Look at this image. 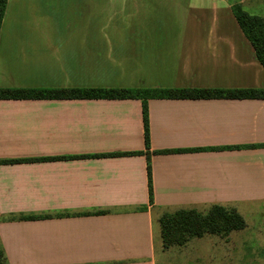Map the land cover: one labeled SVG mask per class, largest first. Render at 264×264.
Here are the masks:
<instances>
[{"label": "crops", "instance_id": "crops-1", "mask_svg": "<svg viewBox=\"0 0 264 264\" xmlns=\"http://www.w3.org/2000/svg\"><path fill=\"white\" fill-rule=\"evenodd\" d=\"M259 1L8 0L0 89H264ZM147 106L149 148L141 100H0L8 264H171L164 213L264 201V100Z\"/></svg>", "mask_w": 264, "mask_h": 264}, {"label": "trees", "instance_id": "trees-1", "mask_svg": "<svg viewBox=\"0 0 264 264\" xmlns=\"http://www.w3.org/2000/svg\"><path fill=\"white\" fill-rule=\"evenodd\" d=\"M8 0H0V32ZM234 16L254 48L259 63L264 68V18L250 15L240 4L232 8ZM130 100L142 101L145 143L149 148L148 100L194 99V100H264V89H0V100ZM250 145L246 148H259ZM17 163L10 161L6 163ZM150 192L152 194L151 182ZM161 236L165 248L182 247L193 238L205 235L226 237L243 230L244 219L236 209L214 205L204 214L195 209H179L160 219ZM0 264H8L0 244Z\"/></svg>", "mask_w": 264, "mask_h": 264}, {"label": "rangeland", "instance_id": "rangeland-1", "mask_svg": "<svg viewBox=\"0 0 264 264\" xmlns=\"http://www.w3.org/2000/svg\"><path fill=\"white\" fill-rule=\"evenodd\" d=\"M255 6L254 12L264 18V0ZM210 208L206 205L194 209L206 214ZM236 210L245 221L243 230L226 237L207 234L182 247L165 248L163 244L164 251H170L171 264H264V201L242 203Z\"/></svg>", "mask_w": 264, "mask_h": 264}]
</instances>
